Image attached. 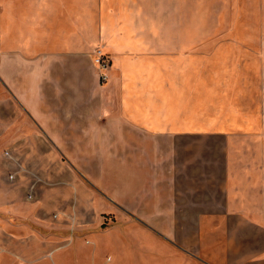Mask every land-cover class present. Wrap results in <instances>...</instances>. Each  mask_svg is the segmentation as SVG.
<instances>
[{
  "label": "crops",
  "instance_id": "1",
  "mask_svg": "<svg viewBox=\"0 0 264 264\" xmlns=\"http://www.w3.org/2000/svg\"><path fill=\"white\" fill-rule=\"evenodd\" d=\"M91 4L24 0V101L37 132L87 142V171L107 173L111 154L116 172L128 174L119 184L131 190L132 207L118 205L131 228H121L128 248L116 249V264H264V0H247L246 22L237 26L246 36L205 38L192 48L186 0H99L96 21ZM93 46L111 58L104 82ZM0 78L21 89L7 72ZM62 94L76 96L71 109ZM217 97L221 118L195 120L193 110L216 108ZM224 114L245 129L202 127L231 123ZM25 135H14L23 160L35 151ZM215 138L220 149L211 147ZM188 140L200 147L186 148ZM11 200L21 222L4 219L5 229L15 225L24 241L58 229L37 206L24 214ZM96 253L91 264L112 261Z\"/></svg>",
  "mask_w": 264,
  "mask_h": 264
},
{
  "label": "rangeland",
  "instance_id": "2",
  "mask_svg": "<svg viewBox=\"0 0 264 264\" xmlns=\"http://www.w3.org/2000/svg\"><path fill=\"white\" fill-rule=\"evenodd\" d=\"M31 1L26 0L27 3ZM98 1L92 0L93 21H96ZM246 7L247 0H186V47L192 48L195 42L210 37L246 36V27H237L238 24L246 22V12H242ZM27 13L29 16L33 15ZM239 13L243 16L241 19L238 18ZM97 50H101L108 58L110 56L100 47L93 46V64L98 70L99 81L104 82L106 79L101 77V73L105 71L100 70L94 60ZM23 56L24 0H0V74L7 72L21 87L20 90L10 88L0 78V226L4 228L0 230V248L5 251L0 257V264L25 263L32 259L37 264H91L93 249H97V259L109 257L112 259L109 264H116L119 261L115 255L116 249L128 248L125 245L127 242L120 240L124 234L121 228H131V221L128 224L120 219L125 207L118 205L120 201L132 207L131 190L123 189L119 184V177L123 180L128 174L116 172L115 156L111 154L107 173L89 172L84 164L87 142L54 137L42 133L40 129L39 132L36 131L31 124V120L36 123V119L24 101ZM224 64L220 63L217 68ZM248 65L251 63L248 62ZM206 67L214 69L212 63ZM190 95L187 94V97ZM62 96L66 97V104L71 109L76 96ZM80 97L83 98L84 94ZM220 98H212L211 105L216 108H200L196 111L194 109L198 114L197 117L193 115L195 120L198 121L199 117L207 120L221 118V115L217 114ZM187 102L189 105L192 103L188 99ZM195 108L198 106L195 105ZM224 118L231 123L202 127L219 128L231 133H237L238 129L242 131L246 127L232 123L229 114H224ZM17 131H24L25 137L34 145L35 151L30 150L26 160H23L21 147H18L21 139L14 136ZM199 142L188 140L186 148L197 149L200 147ZM220 142L221 139L215 138L211 147L220 149ZM161 146L166 149L168 143L162 141ZM43 166L44 169H39ZM102 190L108 194L106 198L99 197L98 192ZM145 191L148 192L147 188ZM161 194L164 196V190ZM12 198L24 206V214L31 205L37 206L44 218L57 224L58 229L42 228L41 234L44 237L41 241L37 239L41 238V235L24 241L12 224L5 229L7 225L4 219H10L17 224L21 222L20 213H16L15 206L11 205ZM9 211L12 216L6 214ZM5 231L14 235L7 236ZM48 235H57L59 238H48ZM63 244L66 245L59 251L56 247ZM27 248L34 249L29 252ZM132 259L131 257V262Z\"/></svg>",
  "mask_w": 264,
  "mask_h": 264
},
{
  "label": "built area",
  "instance_id": "3",
  "mask_svg": "<svg viewBox=\"0 0 264 264\" xmlns=\"http://www.w3.org/2000/svg\"><path fill=\"white\" fill-rule=\"evenodd\" d=\"M94 60H95V64L98 66V68L102 71H105V72L109 68L110 63H111L110 58H108L105 53L101 52V50L96 51V57ZM105 72L101 73V77L103 79L107 78V75Z\"/></svg>",
  "mask_w": 264,
  "mask_h": 264
},
{
  "label": "bare ground",
  "instance_id": "4",
  "mask_svg": "<svg viewBox=\"0 0 264 264\" xmlns=\"http://www.w3.org/2000/svg\"><path fill=\"white\" fill-rule=\"evenodd\" d=\"M7 38V37H6ZM18 249V248H17Z\"/></svg>",
  "mask_w": 264,
  "mask_h": 264
}]
</instances>
